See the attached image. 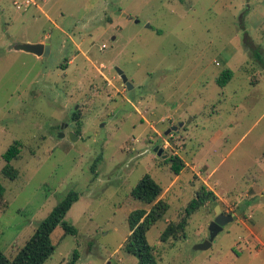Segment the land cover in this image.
I'll return each mask as SVG.
<instances>
[{
	"label": "rangeland",
	"instance_id": "obj_1",
	"mask_svg": "<svg viewBox=\"0 0 264 264\" xmlns=\"http://www.w3.org/2000/svg\"><path fill=\"white\" fill-rule=\"evenodd\" d=\"M26 1L0 0L3 254L15 258L76 192L65 222L78 235L57 227L46 264L75 251V264H138L125 243L130 214L151 208L132 197L149 174L169 206L147 233L160 264H264V0ZM29 42L50 55L14 51ZM16 144L12 181L2 171ZM175 156L179 173L166 162ZM203 185L218 201L190 217L185 237L162 242ZM217 206L234 221L197 250Z\"/></svg>",
	"mask_w": 264,
	"mask_h": 264
},
{
	"label": "trees",
	"instance_id": "obj_2",
	"mask_svg": "<svg viewBox=\"0 0 264 264\" xmlns=\"http://www.w3.org/2000/svg\"><path fill=\"white\" fill-rule=\"evenodd\" d=\"M260 59V54L257 53ZM81 119L78 112L74 113L73 120L79 122ZM79 133V131H77ZM173 134V133H172ZM171 134V135H172ZM18 145H13L5 155L7 164L2 174L12 181L19 177V171L10 162L17 158ZM166 162H172L176 173L185 168L183 161L175 156L170 157ZM5 188L0 181V203L5 196ZM164 190L162 187L147 174L132 192V197L151 206L150 210L138 209L133 211L129 217L130 234L125 243L126 251L138 259V264H160L154 248L149 244L147 233L157 224L167 213L169 206L161 199ZM79 201V194L70 192L47 218L39 225L34 235L29 239L24 248L12 260H9L0 250V264H46L56 252L53 244L52 235L57 227L62 226L64 236H77L78 230L71 224L65 222V218L73 205ZM209 201H218V197L213 191L208 190L205 185L197 192L195 199L189 204L179 220L171 221L162 233L160 240L164 243L171 240L177 241L185 237V230L188 226L190 217ZM78 259V252H74V259L69 264H75Z\"/></svg>",
	"mask_w": 264,
	"mask_h": 264
},
{
	"label": "water",
	"instance_id": "obj_3",
	"mask_svg": "<svg viewBox=\"0 0 264 264\" xmlns=\"http://www.w3.org/2000/svg\"><path fill=\"white\" fill-rule=\"evenodd\" d=\"M148 27H150L148 25ZM14 51H21L25 53H29L32 55H35L37 57H48L50 55L51 48L49 44H44V43H38V44H31V43H26V44H15L13 46ZM116 72L120 79L123 81V83L126 85L127 89L130 91L132 89L131 83L128 81L127 76L124 74L122 70L119 68H116ZM68 125H63L61 127V130L65 129ZM178 127H172L169 129L165 135H169L170 133L177 132ZM73 137L77 136L74 134H71ZM61 137H64V134H60ZM72 141L73 138H72ZM155 152L157 153L158 156L164 157L167 159V156L163 155L164 150L160 147H156ZM235 218V215H225L222 213L221 208L219 206L216 207V218L213 221V223L210 226V238L208 241L202 243L201 245L196 246L197 250H207L209 249L213 243L215 242V239L217 235L223 231L224 227L229 223L233 222Z\"/></svg>",
	"mask_w": 264,
	"mask_h": 264
},
{
	"label": "built area",
	"instance_id": "obj_4",
	"mask_svg": "<svg viewBox=\"0 0 264 264\" xmlns=\"http://www.w3.org/2000/svg\"><path fill=\"white\" fill-rule=\"evenodd\" d=\"M36 2H37V0H27V1L25 2V5H26V6L36 5ZM15 5L17 6V8H18L19 10L21 9V7L19 6L18 3H15Z\"/></svg>",
	"mask_w": 264,
	"mask_h": 264
},
{
	"label": "crops",
	"instance_id": "obj_5",
	"mask_svg": "<svg viewBox=\"0 0 264 264\" xmlns=\"http://www.w3.org/2000/svg\"><path fill=\"white\" fill-rule=\"evenodd\" d=\"M29 43H31V42H29ZM214 193H215V195L219 198V196H218V194L214 191ZM246 226V225H245ZM252 226V225H251ZM251 226H247V228H249L250 230H251ZM258 240V242H261L262 244H263V247H264V243L261 241V239L259 238V239H257Z\"/></svg>",
	"mask_w": 264,
	"mask_h": 264
}]
</instances>
